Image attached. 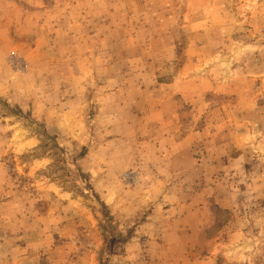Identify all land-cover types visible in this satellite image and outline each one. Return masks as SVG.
Here are the masks:
<instances>
[{
  "label": "rangeland",
  "instance_id": "obj_1",
  "mask_svg": "<svg viewBox=\"0 0 264 264\" xmlns=\"http://www.w3.org/2000/svg\"><path fill=\"white\" fill-rule=\"evenodd\" d=\"M176 240L264 264V0H0V264Z\"/></svg>",
  "mask_w": 264,
  "mask_h": 264
},
{
  "label": "crops",
  "instance_id": "obj_2",
  "mask_svg": "<svg viewBox=\"0 0 264 264\" xmlns=\"http://www.w3.org/2000/svg\"><path fill=\"white\" fill-rule=\"evenodd\" d=\"M187 243H184L183 241H179V240H176L173 242V244L171 245V249L169 250L168 252V255L166 256V258H161L160 259V264H163V260H165L166 263H171V264H197V263H200V264H210V259L208 258L207 260V257L206 258H203L201 259V261H198L196 263V260L193 262V258L190 257L188 254V257L186 260H183V256H184V253L182 254L181 252L183 251V249L185 248ZM167 247V246H165ZM179 248V249H178ZM167 250V248H166Z\"/></svg>",
  "mask_w": 264,
  "mask_h": 264
}]
</instances>
